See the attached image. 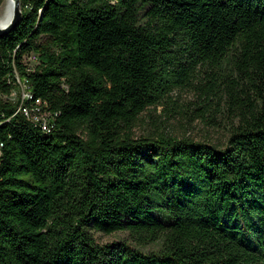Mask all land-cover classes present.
Returning a JSON list of instances; mask_svg holds the SVG:
<instances>
[{
	"label": "trees",
	"instance_id": "16d2710c",
	"mask_svg": "<svg viewBox=\"0 0 264 264\" xmlns=\"http://www.w3.org/2000/svg\"><path fill=\"white\" fill-rule=\"evenodd\" d=\"M20 8L0 37V96L28 78L26 103H45L56 129L0 99V264H264V0ZM206 67L202 98L230 113L224 146L134 137Z\"/></svg>",
	"mask_w": 264,
	"mask_h": 264
},
{
	"label": "rangeland",
	"instance_id": "374dc122",
	"mask_svg": "<svg viewBox=\"0 0 264 264\" xmlns=\"http://www.w3.org/2000/svg\"><path fill=\"white\" fill-rule=\"evenodd\" d=\"M4 3L5 0H0V18L4 13ZM213 71L210 68H204L190 87L177 89L172 93L171 99L161 106L148 107L139 116L133 129L134 137L166 132L176 138L188 137L217 147L224 146L227 139L226 130H229L231 124L228 105L224 99L219 103L216 99L206 103L202 98L201 88L208 81V74ZM215 72L217 82L221 83L225 72L220 68L215 69ZM95 237L99 243L106 244L124 238L125 234L98 233ZM144 249L153 250L155 246L149 245Z\"/></svg>",
	"mask_w": 264,
	"mask_h": 264
},
{
	"label": "built area",
	"instance_id": "2783aa9c",
	"mask_svg": "<svg viewBox=\"0 0 264 264\" xmlns=\"http://www.w3.org/2000/svg\"><path fill=\"white\" fill-rule=\"evenodd\" d=\"M39 57H35V53H30L26 57H24V63L27 66L28 71H32L33 66L38 64ZM28 78H18L15 76L13 80L14 88H12L9 95L0 96V99L10 102L15 106L14 116H21L26 122L30 125L37 127L41 132H53L56 128L53 127V123H41V110L36 108V106L32 105V113H24V103H26V96L28 94V90L25 89V82H28ZM33 117H40V124H33ZM0 154H1V146H0Z\"/></svg>",
	"mask_w": 264,
	"mask_h": 264
},
{
	"label": "bare ground",
	"instance_id": "6f19581e",
	"mask_svg": "<svg viewBox=\"0 0 264 264\" xmlns=\"http://www.w3.org/2000/svg\"><path fill=\"white\" fill-rule=\"evenodd\" d=\"M15 9V2L14 0H5L4 3V13L3 16L0 18V26L4 27L7 24H9L12 14ZM25 89L28 90V94L26 96V101H31L33 99V96L31 94V89L27 82H25ZM32 105L36 106L39 110H41V123H53V120L49 114V112L46 111L45 103H42L40 100H35L31 104L24 103V113H32ZM33 124H40V117H33ZM1 146V145H0Z\"/></svg>",
	"mask_w": 264,
	"mask_h": 264
},
{
	"label": "water",
	"instance_id": "95a60500",
	"mask_svg": "<svg viewBox=\"0 0 264 264\" xmlns=\"http://www.w3.org/2000/svg\"><path fill=\"white\" fill-rule=\"evenodd\" d=\"M15 2V9L14 12L12 14V18L9 22V24H7L4 27L0 26V37L4 36L6 33L10 32L20 21L21 17H22V11L20 8V0H14Z\"/></svg>",
	"mask_w": 264,
	"mask_h": 264
}]
</instances>
